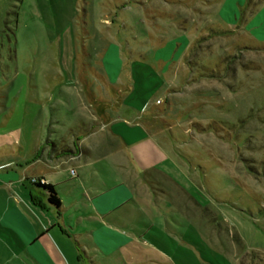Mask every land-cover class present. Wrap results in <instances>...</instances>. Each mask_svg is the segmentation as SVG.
Masks as SVG:
<instances>
[{
    "label": "rangeland",
    "instance_id": "obj_1",
    "mask_svg": "<svg viewBox=\"0 0 264 264\" xmlns=\"http://www.w3.org/2000/svg\"><path fill=\"white\" fill-rule=\"evenodd\" d=\"M6 81L0 129L31 160L53 125L147 103L180 186L166 263L264 264V0H0Z\"/></svg>",
    "mask_w": 264,
    "mask_h": 264
},
{
    "label": "crops",
    "instance_id": "obj_2",
    "mask_svg": "<svg viewBox=\"0 0 264 264\" xmlns=\"http://www.w3.org/2000/svg\"><path fill=\"white\" fill-rule=\"evenodd\" d=\"M146 106L101 111L77 140L53 138V125L46 144L33 143L34 160L0 129V264H167L179 248L167 199L180 186L152 124L140 122ZM34 179L55 187L60 211Z\"/></svg>",
    "mask_w": 264,
    "mask_h": 264
},
{
    "label": "trees",
    "instance_id": "obj_3",
    "mask_svg": "<svg viewBox=\"0 0 264 264\" xmlns=\"http://www.w3.org/2000/svg\"><path fill=\"white\" fill-rule=\"evenodd\" d=\"M33 184L42 190H44L47 193L48 196V203L49 205L55 207L58 211L61 209V200L59 198V195L55 189V187L52 184H46L42 179H34L32 180ZM35 203L37 201L32 198ZM38 204V203H37Z\"/></svg>",
    "mask_w": 264,
    "mask_h": 264
},
{
    "label": "built area",
    "instance_id": "obj_4",
    "mask_svg": "<svg viewBox=\"0 0 264 264\" xmlns=\"http://www.w3.org/2000/svg\"><path fill=\"white\" fill-rule=\"evenodd\" d=\"M71 173L74 175V174H75V171H74V170H72V171H71Z\"/></svg>",
    "mask_w": 264,
    "mask_h": 264
}]
</instances>
